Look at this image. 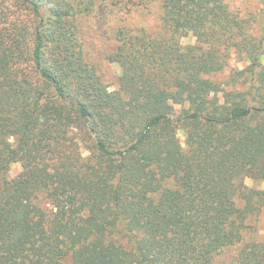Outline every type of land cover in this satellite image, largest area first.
<instances>
[{
    "label": "trees",
    "instance_id": "trees-1",
    "mask_svg": "<svg viewBox=\"0 0 264 264\" xmlns=\"http://www.w3.org/2000/svg\"><path fill=\"white\" fill-rule=\"evenodd\" d=\"M121 1L0 0V264H264V38L224 0H161L116 30L111 91L78 20Z\"/></svg>",
    "mask_w": 264,
    "mask_h": 264
},
{
    "label": "rangeland",
    "instance_id": "rangeland-1",
    "mask_svg": "<svg viewBox=\"0 0 264 264\" xmlns=\"http://www.w3.org/2000/svg\"><path fill=\"white\" fill-rule=\"evenodd\" d=\"M231 11L238 12L241 17L252 20V33L258 38H264V4L262 0H224ZM95 6L88 15L79 18L78 25L80 38L84 44L88 60L94 64L101 76L103 83L109 90H116L120 69L116 64L107 60V55L114 49L116 30L120 27L153 28L160 24L162 14L161 0H122L120 4L112 6ZM194 38L184 37L181 42L184 45L193 44ZM227 73L222 77L224 78ZM221 77V78H222ZM178 109V108H177ZM179 138L183 141V133L179 132ZM21 172L19 164H12L9 168L7 178L12 179ZM249 188L264 190L261 182L250 179L245 180ZM258 229L264 238V206L259 219ZM116 242L125 243L122 234L115 233L112 236ZM128 248L129 246L125 244ZM235 254L234 248H228L216 255L213 264H231Z\"/></svg>",
    "mask_w": 264,
    "mask_h": 264
}]
</instances>
